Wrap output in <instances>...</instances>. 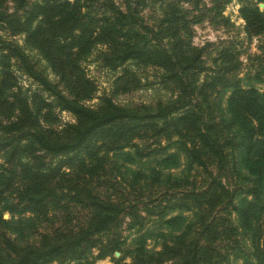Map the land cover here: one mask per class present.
Instances as JSON below:
<instances>
[{"label": "trees", "instance_id": "16d2710c", "mask_svg": "<svg viewBox=\"0 0 264 264\" xmlns=\"http://www.w3.org/2000/svg\"><path fill=\"white\" fill-rule=\"evenodd\" d=\"M258 2L264 0H238L248 38L264 36ZM104 5L108 17L97 19L82 13L76 0H0V29L23 34V46L39 53L56 77L50 80L22 46L0 39L1 208L40 217L50 213L56 221L27 241L10 236L12 226L0 216V264H83L95 247L98 257L105 256L122 242V220L140 224V210L154 202L161 209L194 211L165 220L169 232L159 250L137 247L129 264H264V99L234 77L237 53L220 52L207 67L204 48L190 45L176 7L168 10L172 17L160 15L152 26L140 14L147 0H130L124 10L112 0ZM96 44L103 46L99 61L109 69L128 61L159 68L175 97L153 107L120 106L106 96L96 107L84 105L93 85L80 60ZM17 73L36 89L23 90ZM53 110L70 113L74 121L51 126ZM173 138L200 174L197 181H188V174L131 171L120 187L103 161L110 152L128 162L141 157L132 139L154 145ZM170 156L160 161L174 159ZM159 176L163 183L155 182ZM228 176L249 184L230 183ZM140 179H150L140 183L142 195L126 197L124 188ZM178 184L181 190L171 192Z\"/></svg>", "mask_w": 264, "mask_h": 264}, {"label": "rangeland", "instance_id": "374dc122", "mask_svg": "<svg viewBox=\"0 0 264 264\" xmlns=\"http://www.w3.org/2000/svg\"><path fill=\"white\" fill-rule=\"evenodd\" d=\"M112 1L121 10H124L126 2L130 0ZM104 2L105 0H76L77 8L82 13L87 12L89 16L97 19L103 18L104 16L108 17ZM256 6L259 11H263L264 2H258ZM171 7H176L182 19L181 24L189 32L190 45L197 48H204L203 60L207 67H212L211 60L217 58L220 52L229 54L233 51L237 53L240 64L238 70L234 72V77L239 79V85L242 88L253 89L264 99V36H252L251 38L246 36L243 21L237 12L239 7L238 0H147V5L141 10L140 14L146 24L153 26L156 24L160 15L171 16L170 11H168ZM23 37V34L12 36L0 29L1 40H11L22 46L25 53L35 62L36 67L46 74L50 80L53 82L56 81V77L51 74L39 53L23 46ZM101 50H103V46L96 44L80 60V66L83 68L85 76L93 85V97L83 101L84 105L96 107L99 104L100 98L106 96L120 106L133 107L146 105L153 107L158 103H167L175 97L176 91L173 85L163 81L161 77L162 71L159 68L136 61H128L115 69H109L104 67L99 61V53ZM16 75L18 84L23 90L32 92L36 89L35 84L29 78L20 73ZM202 76L203 74H200L198 78L201 79ZM228 92L226 90L222 95V108L225 107L224 100ZM52 113L54 118L52 121L50 119L49 123L56 128H61L64 124L74 121L73 116L66 111L53 110ZM173 140L175 139L173 138L169 142L162 141L159 144L150 145L142 140L132 139L131 142L137 143L142 149L141 153L143 155L141 157H135L133 162H128L119 155L114 156L110 152L103 154V161L106 163V166L109 165L113 168L112 174L120 182V187H123V182L132 178L131 171H137L141 174L154 171L161 173L163 176L169 174L171 177L180 178L188 174V181H197L200 174L198 177V173L194 171V168L187 164L188 157L183 151V147ZM159 146L162 149H158ZM153 148L155 150H151ZM124 150L131 151L132 147L125 148ZM227 152L230 161V147H228ZM168 154L174 156V159L172 158L164 162L160 161ZM238 156V151L233 150L231 158L234 160V163L238 160ZM173 160L175 162L174 166L167 165L173 162ZM241 172L247 173L246 170H242ZM227 178L230 183L237 180L242 186L245 183L249 184L245 180L235 179L232 176L230 179L229 176ZM149 180L146 179L143 181L140 179L136 185L124 188V191L129 190L124 195L126 197L141 196V192L144 189L141 188L140 183L143 181L145 184H148ZM157 180L155 182L163 183L162 176H159ZM180 183L182 184V182ZM135 187L139 188V190L136 191ZM170 189H172L171 192L175 193L180 191L181 187L178 184L175 189ZM147 209L145 212L141 211L142 209L139 212V215L142 216L140 224L128 225V219L126 217L122 220L118 227L122 242L116 250L107 253L105 256L98 257V250L95 247L88 250L80 262L83 264H129L134 254L133 250L137 247L141 246L147 251L159 250V243L163 235L169 232L168 225L163 223L165 220L175 214L190 217L194 211L183 212L178 208L170 210L161 209L155 202L150 207H147ZM0 216L12 226L9 227L10 236H18L19 239L27 241L34 240L39 232L47 229L50 225V220L53 224L56 223L50 213L46 215L47 217H40L30 212H10L2 209L1 203ZM12 229H17L20 236L16 235V231ZM227 253L230 254V249H227ZM228 258L229 261L230 255ZM48 264L58 263L52 261ZM236 264L241 263L237 260Z\"/></svg>", "mask_w": 264, "mask_h": 264}]
</instances>
